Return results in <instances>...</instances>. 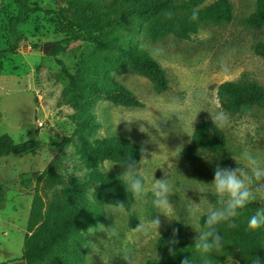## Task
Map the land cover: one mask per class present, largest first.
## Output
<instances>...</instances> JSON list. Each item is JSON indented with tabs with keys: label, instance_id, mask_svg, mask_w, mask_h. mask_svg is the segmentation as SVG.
I'll list each match as a JSON object with an SVG mask.
<instances>
[{
	"label": "rangeland",
	"instance_id": "rangeland-1",
	"mask_svg": "<svg viewBox=\"0 0 264 264\" xmlns=\"http://www.w3.org/2000/svg\"><path fill=\"white\" fill-rule=\"evenodd\" d=\"M32 1L44 10L31 13L28 21L20 25L24 38L18 45V54L5 57L0 70V132L9 134L15 141L41 139L43 146L36 155L0 157L3 186L0 264H26L22 257L31 193L39 175L55 157L61 160L64 186L85 183L86 194L93 200L100 184L92 177L95 165L90 152L80 146L83 136L77 132L79 123L74 117L79 104L65 103L70 80L57 61L62 59L75 74L97 50L94 44L83 41L69 43L65 51L57 49L64 34L58 30L55 11L64 8L67 14L80 19L81 4L70 0ZM215 1L206 0V4ZM231 1L232 21L205 23L189 38L168 35L152 40L143 28L136 31L141 47L149 53L153 49L161 50L153 57L166 70L168 90L158 92L149 78L126 66L111 74L132 90L144 106L128 107L106 99H97L91 104L90 110L100 127L87 132V138L94 142L119 135L141 145L143 156L136 166L148 178L146 187L168 173V182L174 190L170 201L175 219L169 221L157 213L150 192L143 201L135 199L129 209L105 203L101 217L71 238L72 250L79 253L84 264H145L148 258L159 257L156 240L173 222L186 221L188 203H193L201 212L215 204V198L206 190L217 166L244 167L242 153L245 151L252 152L264 163V109L250 107L231 114L222 109L218 98V85L225 81L247 78L264 86V57L254 49L256 42L264 40V26L246 23V18L255 10L256 0ZM17 11V0H0V48L11 35L9 22ZM134 26L131 24L129 29L133 30ZM216 111H223L229 117L223 129L228 139L225 154L230 162L219 163L203 149L196 150L197 158L183 157L181 152L191 145L197 125L211 120L209 112ZM142 158L144 162L140 163ZM97 167L117 176L125 169V165L113 160H101ZM261 208L264 200L257 199L242 209L236 219L247 224L249 217ZM157 216L161 221L159 232L151 226V220ZM202 217H194L192 223L202 225ZM133 218L137 220L135 226ZM185 226L186 245L194 248L197 233L192 226ZM214 253L218 258L216 264H246L238 249L228 245Z\"/></svg>",
	"mask_w": 264,
	"mask_h": 264
},
{
	"label": "trees",
	"instance_id": "trees-1",
	"mask_svg": "<svg viewBox=\"0 0 264 264\" xmlns=\"http://www.w3.org/2000/svg\"><path fill=\"white\" fill-rule=\"evenodd\" d=\"M75 2L81 4L80 19L67 14L64 8L55 11L58 30L64 34L57 49L65 51L69 43L83 41L94 44L97 50L75 74L70 72L62 59L57 61L70 80L65 90V103L79 104V111L74 117L79 123L77 132L83 136L80 146L90 152L95 165L92 177L100 184L95 198L91 200L86 194L85 183L74 182L64 186L61 160L59 157L52 160L39 175L31 193L33 199L22 257L26 264H84L79 253L72 250L71 238L101 217L103 204L111 203L129 209L135 202L119 176L101 171L97 166L101 160H113L123 165V162L130 160L137 164L143 156L141 145L119 135L92 142L87 138V132L100 127L90 110L97 99L128 107L144 106L132 90L114 79L111 74L113 70L127 66L149 78L158 92L169 89L165 68L138 44L136 31L143 28L152 40H160L168 35L189 38L205 23H225L234 18L231 0H216L208 5L206 0H70V3ZM17 4V14L9 22L11 35L6 45L0 48V70L3 69L5 57L18 54V45L24 38L20 25L28 21L31 13L44 10L32 0H17ZM169 13L170 17L167 15ZM246 23L264 26V0H256L255 10L246 18ZM131 24L136 26L133 30L129 29ZM254 49L264 57V40L256 42ZM218 98L222 109L231 114L241 113L250 107L264 109V86L247 78L225 81L218 85ZM227 145L224 129L215 128L212 120H204L197 125L191 145L182 150L181 155L197 158L196 150L203 149L211 153L217 162L226 164L230 162L225 154ZM42 146L41 139L15 141L9 134L0 132V157L10 154L36 155ZM2 190L0 184V200ZM201 220L203 222L204 217ZM235 223V228H228L223 223L218 226L222 246L238 249L246 264H251L256 255L264 257V230L248 231L247 224L236 218ZM136 224L137 220L133 218L132 225ZM172 239L178 241L175 256L169 254L166 243ZM186 243V226L182 220H177L156 240L159 257H150L145 264H181L185 257H190L192 264H199V254ZM211 259L213 264L217 263L214 252Z\"/></svg>",
	"mask_w": 264,
	"mask_h": 264
},
{
	"label": "clouds",
	"instance_id": "clouds-1",
	"mask_svg": "<svg viewBox=\"0 0 264 264\" xmlns=\"http://www.w3.org/2000/svg\"><path fill=\"white\" fill-rule=\"evenodd\" d=\"M167 15L170 17L171 14ZM160 51V49H153L150 54H158ZM209 113L215 128L222 129L228 125L227 113L223 111ZM242 159L246 162L244 167L217 166L214 169V178L208 183L210 187L206 191L215 198V204L210 205L206 212H201L193 203H188L186 206V221L184 223L192 226L197 233L194 237V248L199 254V264H213L211 254L222 247V239L218 232L220 224H226L228 228H235L237 226L235 218L241 214L242 209L257 199L264 200V163L250 151L243 152ZM143 162L142 158L140 163ZM123 163L125 169L118 178L125 186L126 191L138 201H143L150 192L151 203L157 209V213H162L169 221L175 219L172 215L170 201L174 190L168 182V173L165 172V178L154 179L150 187H146L148 178L139 170L140 168H137L136 162L127 160ZM199 215L204 217L203 224H193L192 219ZM160 225L159 216L151 220V226L156 231ZM261 227H264V208L258 209L251 215L247 223L248 231H256ZM166 243L169 245V254L175 256V244L178 241L172 239ZM181 264H192V260L190 257H185L181 260ZM251 264H264V257L256 255L252 258Z\"/></svg>",
	"mask_w": 264,
	"mask_h": 264
},
{
	"label": "water",
	"instance_id": "water-1",
	"mask_svg": "<svg viewBox=\"0 0 264 264\" xmlns=\"http://www.w3.org/2000/svg\"><path fill=\"white\" fill-rule=\"evenodd\" d=\"M45 50H47V48H46V46H45V48H44Z\"/></svg>",
	"mask_w": 264,
	"mask_h": 264
}]
</instances>
